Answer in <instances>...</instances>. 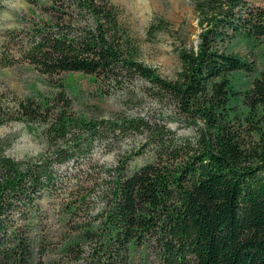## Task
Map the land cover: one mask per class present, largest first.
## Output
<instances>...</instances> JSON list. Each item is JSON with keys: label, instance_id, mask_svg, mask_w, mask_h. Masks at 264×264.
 <instances>
[{"label": "trees", "instance_id": "trees-1", "mask_svg": "<svg viewBox=\"0 0 264 264\" xmlns=\"http://www.w3.org/2000/svg\"><path fill=\"white\" fill-rule=\"evenodd\" d=\"M27 1L38 12L8 32L0 67L21 60L48 77L82 72L113 88L142 80L156 101L203 126L195 138H179L145 117H79L63 92L46 105L0 94V117L39 122L48 140L44 152L24 159L8 155L0 140V264H28L30 218L45 196L80 178L102 186L98 264H130L132 245L152 246L162 264H264V69L250 55H264V7L196 0L197 45L162 18L151 23L149 39L161 32L180 43L179 70L167 78L146 62L144 40L112 0ZM235 42L249 54L229 52ZM123 134H147L153 160L130 170L134 154L115 146ZM96 146L114 162H96Z\"/></svg>", "mask_w": 264, "mask_h": 264}, {"label": "rangeland", "instance_id": "rangeland-1", "mask_svg": "<svg viewBox=\"0 0 264 264\" xmlns=\"http://www.w3.org/2000/svg\"><path fill=\"white\" fill-rule=\"evenodd\" d=\"M112 1L122 9L124 22L133 35L144 40L146 62L162 76L174 77L180 67L175 53L179 40L161 32L149 39L147 30L151 23L162 18L177 30L176 35L180 34L190 44L197 45L202 28L194 8L196 0ZM248 1L264 7V0ZM33 12L38 11L27 0H0V54L8 47V32L25 28L20 26V22L29 20ZM248 51L250 49L244 42H235L229 49V52L241 54H249ZM258 54V57L250 55L253 60L257 59V67L264 69V55ZM249 81L250 75H245L240 88H246ZM58 92H63L71 102L73 114L87 119L145 117L166 125L179 138H195L203 126L200 121L195 123L176 112L173 105L156 101L142 80L113 88L94 75L82 72H62L48 77L21 60L12 66L0 67V94L6 102L30 98L43 105L53 104ZM55 104L61 108L63 101ZM11 118L0 117V140L8 155L24 159L38 156L46 150L48 140L43 132L44 125L15 116ZM146 142L147 134H123L118 139L115 146L122 156L134 154L129 163L130 170L153 160L143 146ZM92 154L100 164H112L115 160V156L100 146H96ZM68 171L69 168L61 169L63 174ZM80 179L81 185L75 182L76 179L70 184L59 185L55 194L45 196L41 201L39 214L30 218L26 230L32 256L28 264H98L95 248L100 241L97 232L102 198L96 195L102 186L89 185L84 183V178ZM82 196L87 197L84 203L81 202ZM70 206L75 207L74 212L69 210ZM87 229L96 233L90 236ZM129 259L130 264H162L150 245H132Z\"/></svg>", "mask_w": 264, "mask_h": 264}]
</instances>
